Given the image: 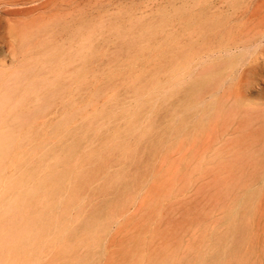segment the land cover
Returning <instances> with one entry per match:
<instances>
[{"label":"rangeland","instance_id":"1","mask_svg":"<svg viewBox=\"0 0 264 264\" xmlns=\"http://www.w3.org/2000/svg\"><path fill=\"white\" fill-rule=\"evenodd\" d=\"M0 14V69L46 66L8 116L0 264H264V0Z\"/></svg>","mask_w":264,"mask_h":264},{"label":"bare ground","instance_id":"2","mask_svg":"<svg viewBox=\"0 0 264 264\" xmlns=\"http://www.w3.org/2000/svg\"><path fill=\"white\" fill-rule=\"evenodd\" d=\"M43 1V0H42ZM29 6V5H28ZM27 6V7H28ZM2 7V6H1ZM7 7V6H5ZM12 7V6H11ZM1 15V14H0ZM6 19V18H5ZM8 20V19H7ZM7 24V23H6ZM10 28V27H9ZM8 28V30H9ZM5 64V63H4ZM44 66V65H42ZM46 67V66H44ZM40 65L37 67L36 71H30V70H26V69H19L17 71H11V73H8L7 70H1L0 69V162L5 159V157L7 156L8 152H9V146L12 143V141L14 140V135L11 131L12 128H10V121L8 119L9 116V112L12 110H22L24 108L25 105V100H28L29 98H34L35 100H38V91H39V87H38V83H39V76H40V70L42 69V71L44 70ZM222 68V67H221ZM47 70V69H46ZM222 70V69H220ZM219 70V71H220ZM218 71V72H219ZM47 72V71H46ZM217 72V73H218ZM33 75H35L37 79H35V77H33ZM48 75V74H47ZM44 76H46V74H44ZM47 77V76H46ZM208 77V76H207ZM211 77V76H210ZM41 78V77H40ZM43 78V76H42ZM206 78V77H205ZM214 78V77H213ZM47 79L48 78H45ZM43 79V80H44ZM207 79V78H206ZM209 79V78H208ZM41 80V79H40ZM45 80V82L47 81ZM42 81V80H41ZM40 81V82H41ZM207 81V80H206ZM49 82V83H48ZM48 85L50 84V81H48ZM52 82V81H51ZM42 83H44L42 81ZM41 83V84H42ZM46 84H42L47 85ZM207 83V82H206ZM52 85V84H50ZM46 86H44L45 88ZM19 111V112H20ZM23 111V110H22ZM30 111V110H29ZM28 111V112H29ZM17 113V112H16ZM235 113V112H234ZM22 114V113H21ZM233 115V114H232ZM15 119L17 117H14ZM233 118L235 119L234 115ZM13 119V118H12ZM14 120V119H13ZM12 121V120H11ZM23 122V121H22ZM1 167V166H0ZM7 169V168H6ZM5 178V177H4ZM4 180V179H3ZM6 181V180H5ZM5 184V182H4ZM11 186V184H9ZM20 185V184H19ZM8 186V187H10ZM12 187V186H11ZM6 188V186H5ZM20 188V187H19ZM255 188V187H254ZM253 189V188H252ZM5 190V189H4ZM10 190V189H8ZM8 192V191H7ZM11 192V191H9ZM247 192V191H246ZM1 193V192H0ZM2 194V193H1ZM0 194V196H1ZM18 194V193H17ZM22 195V194H21ZM16 196V195H15ZM5 197V196H4ZM243 197V196H242ZM2 199V197H1ZM22 199V197H21ZM18 200V199H17ZM21 201V200H19ZM7 202V201H6ZM5 202V203H6ZM240 203V201H238ZM18 204V202H17ZM231 204V203H230ZM229 204V205H230ZM4 205V204H3ZM7 209V208H6ZM5 209V211H7ZM237 210V208H235ZM3 211V209H2ZM4 211V212H5ZM1 212V211H0ZM232 212V211H231ZM235 212V210H234ZM238 212V211H237ZM236 212V213H237ZM11 213V212H10ZM13 214V213H12ZM11 214V215H12ZM16 214V213H15ZM17 215V214H16ZM230 216V214H228ZM6 216V215H5ZM1 217V215H0ZM4 217V216H3ZM2 217V218H3ZM8 217V216H7ZM14 217V216H12ZM10 219V217H9ZM228 221V220H227ZM226 221V222H227ZM2 222V221H0ZM229 222V221H228ZM3 223V222H2ZM8 218H7V223L8 224ZM237 223V222H236ZM1 224V223H0ZM240 224V223H239ZM224 225V224H223ZM5 226V225H4ZM3 226V227H4ZM7 226V225H6ZM217 226V225H216ZM221 226V225H220ZM0 226V229L3 228ZM22 227H20L19 229H21ZM208 228V226H207ZM206 228V229H207ZM213 228V227H212ZM5 229V228H4ZM18 229V228H17ZM18 229V230H19ZM25 229V228H22ZM21 229V230H22ZM7 230V229H6ZM17 231V230H16ZM206 231V230H205ZM221 231V229H220ZM1 232V231H0ZM23 234V233H22ZM17 235V234H16ZM21 234H19L20 236ZM18 236V237H19ZM24 236V235H23ZM210 236V235H209ZM16 237V236H15ZM14 237V238H15ZM2 238V236H1ZM4 238V237H3ZM8 238V237H7ZM26 240V239H25ZM3 241V240H2ZM17 244V242H16ZM3 245V244H2ZM208 245V244H207ZM2 248V246H1ZM5 254V253H4ZM14 257V256H13Z\"/></svg>","mask_w":264,"mask_h":264}]
</instances>
